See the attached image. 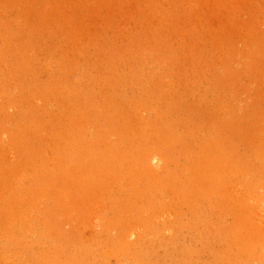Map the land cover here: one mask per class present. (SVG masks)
Returning a JSON list of instances; mask_svg holds the SVG:
<instances>
[{
  "label": "rangeland",
  "instance_id": "1",
  "mask_svg": "<svg viewBox=\"0 0 264 264\" xmlns=\"http://www.w3.org/2000/svg\"><path fill=\"white\" fill-rule=\"evenodd\" d=\"M0 264H264V0H0Z\"/></svg>",
  "mask_w": 264,
  "mask_h": 264
}]
</instances>
